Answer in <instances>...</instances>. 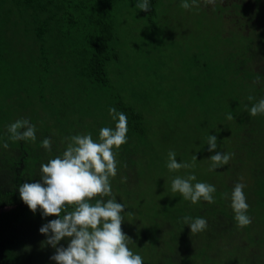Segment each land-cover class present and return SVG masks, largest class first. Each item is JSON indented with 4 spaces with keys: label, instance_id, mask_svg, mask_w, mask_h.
<instances>
[{
    "label": "trees",
    "instance_id": "trees-1",
    "mask_svg": "<svg viewBox=\"0 0 264 264\" xmlns=\"http://www.w3.org/2000/svg\"><path fill=\"white\" fill-rule=\"evenodd\" d=\"M124 1L140 2L0 0V264H55L50 259L55 249L43 243L46 237L39 229L57 217H43L40 209L32 213L18 188L40 179L41 164L62 155L68 137L90 133L96 141L101 128H114L110 107L128 117L127 143L114 149L117 175L110 178L111 197L131 213L123 214L121 229L133 241L128 247L134 254L146 250L140 255L143 264H264V114L252 117L249 112L264 99V0H256L254 6L203 0L204 10L215 6V15L220 12L226 31L233 34L223 39L227 55L217 82L209 74L195 77L208 109L220 115L210 132L217 137V151L234 154L215 171L192 174L195 170L185 169L196 176L193 184L215 186L213 204L203 200L193 204L181 194H170L169 184L167 190L157 187L170 181L171 173L160 176L154 171L160 166L169 170L165 154L179 147V136L172 133L182 128L169 120L170 126L156 131L147 113L131 106L133 101L117 83L120 56L114 43L113 8ZM158 1L149 0L151 11L142 12L148 22L159 13ZM214 68L218 69L208 63L205 73ZM250 95L253 101L248 100ZM195 101L204 110L201 97ZM15 111L24 115L18 117ZM229 112L233 120L226 119ZM179 114L176 120L187 122L185 113ZM20 119L35 126V142L9 139L8 126ZM208 136H203L199 155L215 154L208 151ZM46 138L51 140L50 152L41 147ZM145 183L150 196L156 192L159 196L157 208L143 213L138 204ZM237 183L245 185L249 205L251 223L244 228L237 226L230 206ZM184 216L206 219V230L191 233L181 222ZM67 244L62 240L57 247Z\"/></svg>",
    "mask_w": 264,
    "mask_h": 264
},
{
    "label": "clouds",
    "instance_id": "clouds-1",
    "mask_svg": "<svg viewBox=\"0 0 264 264\" xmlns=\"http://www.w3.org/2000/svg\"><path fill=\"white\" fill-rule=\"evenodd\" d=\"M206 3L215 4L216 0H206ZM198 6L199 0H191V3L182 0L180 5L185 10ZM136 7L145 13L151 11L149 0H140ZM254 99L253 96H248L249 101ZM249 112L252 117L264 114V99L254 103ZM109 115L116 121L114 128H101L96 141L90 133L68 137L62 155L41 164L40 179L25 182L18 188L21 201L32 213L40 209L43 217H57L39 229V233L46 237L43 243L55 249V254L50 257L55 264H143L142 257L134 254L128 247L133 241L121 229L123 214L131 213H126L125 206L111 197L110 178L117 175L114 149L118 150L127 143L128 117L115 107L109 108ZM226 119H234L231 112ZM7 131L13 142L36 141L35 126L27 119L15 121L8 126ZM207 145L210 153L215 152L207 159L210 161L209 171L227 165L234 155L217 151L215 135L207 137ZM2 146L5 149L9 147L7 142ZM41 147L50 152L51 140L44 139ZM192 161H197L195 155L192 156ZM193 166L194 163L177 162L176 153L169 151V171ZM126 179L125 177L121 182H126ZM195 180V175L185 178L177 176L172 180L171 190L180 193L193 204L201 200L209 204L215 203V186L203 182L193 184ZM244 187L243 183H237L231 193L230 206L240 228L251 223V218L247 215L249 205ZM227 195L225 193L224 197ZM104 197L111 198L104 200ZM181 222L188 225L193 234L207 228L204 218L184 216ZM62 240L68 241L67 247H57Z\"/></svg>",
    "mask_w": 264,
    "mask_h": 264
},
{
    "label": "rangeland",
    "instance_id": "rangeland-1",
    "mask_svg": "<svg viewBox=\"0 0 264 264\" xmlns=\"http://www.w3.org/2000/svg\"><path fill=\"white\" fill-rule=\"evenodd\" d=\"M232 1L236 0H225L224 4H230ZM248 1L238 0L237 2L244 4ZM124 2L113 8L114 43L119 48L120 56L115 65L117 73L114 76L117 77V83L122 85L125 97L133 101L130 102L131 106L147 113L156 131L165 130L170 126L169 120L182 128L180 132L176 130L172 133L179 136L176 140H178L177 143L180 142L175 151L176 160L194 163V166L189 168V170H195L192 174L200 172L205 174L204 172L209 171L210 161L207 159L210 156L206 153L199 155L202 150L200 145L204 143L203 136L210 135L217 125L220 115L216 110L208 109L195 77L202 73L203 78L210 76L214 83L217 82L227 55L223 46L224 37L228 36L226 38L229 40V37L233 36L232 31H226L227 24L224 18L219 16L220 12L218 16L215 15V6L210 12L204 10L203 0H199L198 7L189 10L180 7L182 0H159V13L156 17L153 16L150 22L136 7L138 2H134L133 5H128L127 1ZM188 2L191 3V0ZM254 3L258 4L256 0ZM254 3L250 1L248 6ZM261 11H264V8ZM228 26L232 28L230 21ZM208 63H214V67L218 69H209L208 73H205ZM201 66L200 72H196ZM110 77L112 78V75ZM198 97H201L204 110L195 101ZM213 102L215 108V99ZM15 112L18 117L24 115ZM181 112L185 113L187 122L176 120ZM171 128L174 126L172 125L167 132L171 133ZM189 138L194 140L188 142ZM193 155L197 159L195 162L192 161ZM165 160L168 163V153L165 154ZM168 173H171L170 181H161L157 187L163 191L167 190V184H169L170 194L178 193L171 190L173 179L177 176L185 178L192 175L184 168L177 171H163L160 166L154 171V174L160 176ZM148 188V183H145L139 199L138 208L143 213L152 212L157 208L155 201L159 193L156 192L150 196ZM170 201L171 206L175 205L174 200ZM139 251L141 256L146 253L143 248Z\"/></svg>",
    "mask_w": 264,
    "mask_h": 264
},
{
    "label": "flooded vegetation",
    "instance_id": "flooded-vegetation-1",
    "mask_svg": "<svg viewBox=\"0 0 264 264\" xmlns=\"http://www.w3.org/2000/svg\"><path fill=\"white\" fill-rule=\"evenodd\" d=\"M221 1H224L225 2V0H221ZM238 0H236V1H234V2H236V3H238L237 2ZM250 1H252V3H254V0H249L248 2H245L243 5L245 6V5H248L249 4V2ZM233 2V1H232ZM239 4V3H238ZM255 4H253L252 6H254Z\"/></svg>",
    "mask_w": 264,
    "mask_h": 264
}]
</instances>
